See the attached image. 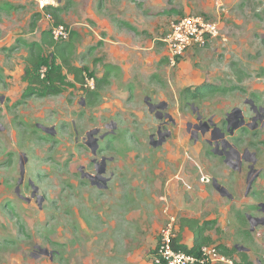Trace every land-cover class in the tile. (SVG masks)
<instances>
[{"label":"rangeland","instance_id":"1","mask_svg":"<svg viewBox=\"0 0 264 264\" xmlns=\"http://www.w3.org/2000/svg\"><path fill=\"white\" fill-rule=\"evenodd\" d=\"M47 6L78 34L69 58L83 68L85 83L68 75L72 85L59 95L26 97L31 45L50 56L54 49L43 41L54 23ZM171 8L179 13H166ZM187 15L209 22L214 33L171 61L157 43ZM247 98L264 105V0H0V264H152L164 233H177L182 218L207 223L209 244L224 255L234 251L215 264H264V226L252 229L247 220L260 214L264 177L257 197L244 198L240 188L230 199L208 179L242 184L244 172L228 168L204 139L191 147L186 134L185 121L195 120L191 104L204 118L222 117L235 106L247 110ZM150 103L167 104L177 122L157 147ZM91 133L97 156L86 145ZM254 134L245 129L247 140L235 145L255 153L260 169L264 130ZM103 156L107 172H96L92 160ZM87 172L104 179L96 186ZM237 245L250 248L248 263ZM37 246L50 254L32 256Z\"/></svg>","mask_w":264,"mask_h":264},{"label":"flooded vegetation","instance_id":"2","mask_svg":"<svg viewBox=\"0 0 264 264\" xmlns=\"http://www.w3.org/2000/svg\"><path fill=\"white\" fill-rule=\"evenodd\" d=\"M190 95L195 97L199 96L195 93H192ZM148 100L151 101L148 98V103ZM245 104H247L248 106L247 110H243L239 106H235L230 111L225 112L222 117L207 116L205 118L202 112L197 110L198 107L196 108L194 104H191L190 108L192 111V115L195 116V120L185 121L186 134L189 136V140L193 142L192 145L190 144L191 147H194V144L199 143L200 139H204L206 143L211 146L212 154L221 158L222 162L226 166H228V168H231L234 171L242 173L244 172L245 178L241 179V181H243L242 184H240L238 180L230 179L225 185L219 181L220 177L218 176L212 177L211 180L208 179V181L211 182L213 188H215L218 192H222L230 199H234V195L232 193L239 192L240 188H242V194L244 198L253 199L257 197V193L254 188L256 184L264 177V168H257L258 158L256 154L250 153V150L248 148L243 150L242 152L238 149V146L235 145L241 144L242 139H245V141L247 140L245 136L241 135L242 133H245V129L251 130L252 133H255V136L259 134L260 130H264V105H259V103H257L254 98H247ZM148 106L150 108V112L154 113L155 118L159 120V124L157 125L156 130L158 139L156 140V135L152 134L150 136V143L155 147L161 146L172 135V130L167 128L168 125H176L177 122L171 114L166 112L168 106L167 104L150 103ZM49 130L50 132L53 131L52 129ZM90 135H88L87 137L86 145L92 147V152L95 156H97L99 153L100 144L98 142V138L92 136L94 134L91 133ZM104 135H101L100 138L104 139V137L106 136ZM108 161H110V159L108 160V158L105 156H103L101 160L94 158V160H92V163L94 165L95 171L106 173ZM244 162H246L247 164V171L243 170ZM83 170L81 171L83 172ZM86 175L87 177L89 176L90 181L93 180V182L91 181L92 184L94 183L96 186L98 185V181L100 180V178H96V181H94L93 174H89L87 172ZM20 179L21 177L18 180L19 186H21L24 182L23 178V181L19 183ZM30 185L33 188V194L35 184L33 181H30ZM257 204V209L260 214L257 217H252L250 216V214H247V220L252 225V229H255L256 226H264V202L260 201ZM236 248H238L240 252L243 251L245 253H248L250 249L248 247L238 245L236 246ZM33 252L32 256L36 257L50 254V252L46 254L45 249L39 246H37L35 252ZM248 259L246 260L247 263L249 262Z\"/></svg>","mask_w":264,"mask_h":264},{"label":"trees","instance_id":"3","mask_svg":"<svg viewBox=\"0 0 264 264\" xmlns=\"http://www.w3.org/2000/svg\"><path fill=\"white\" fill-rule=\"evenodd\" d=\"M46 11L54 16H52L54 18V23L51 25L50 30L43 33V41L51 43L54 49L51 51L50 56L45 55L41 50H38L34 45H31V52L26 58V67L23 75V81L27 84L24 92L26 97L33 95L39 97L59 95L65 91L66 87L72 85L68 80V75H73L75 80L81 84L85 83L83 68L76 67L71 62V58H69L70 53L73 52L75 47L74 41L77 38V34L71 30L70 36L67 40L56 41L52 34V26L65 24L60 18V10L57 7L47 6ZM59 60L60 62H58ZM43 67H46V72H42ZM106 76L96 80V88H101L103 87V84L108 82V77ZM91 93L94 92L92 91ZM180 227L181 229L188 227L194 232V246L188 248L183 244H180L179 241L181 240V235L178 233L177 238L173 240L174 248L197 253L202 245L210 243V238L206 235L208 229L207 223L204 222L200 225L198 220L183 218L180 220ZM233 252V250L224 251L225 255L228 257H232ZM242 259L246 262L248 259L247 255L244 254Z\"/></svg>","mask_w":264,"mask_h":264},{"label":"built area","instance_id":"4","mask_svg":"<svg viewBox=\"0 0 264 264\" xmlns=\"http://www.w3.org/2000/svg\"><path fill=\"white\" fill-rule=\"evenodd\" d=\"M49 15L53 20L52 15ZM51 30L56 41L67 40L71 33V29L63 24L53 25ZM213 30L214 28L210 26L209 22L187 15L174 19L171 22L169 33L161 41L165 48L171 51V61H173V59L184 55L191 45L200 42L203 34L214 33ZM177 234L178 232L176 233L173 229L164 233L163 244L154 253L152 264H215L228 261L218 246L210 244L202 245L197 253L174 248L173 240L177 238Z\"/></svg>","mask_w":264,"mask_h":264},{"label":"crops","instance_id":"5","mask_svg":"<svg viewBox=\"0 0 264 264\" xmlns=\"http://www.w3.org/2000/svg\"><path fill=\"white\" fill-rule=\"evenodd\" d=\"M177 9V8H176ZM175 11H177V10H175V8H171L169 11H167L166 13H169V12H171V13H175ZM177 13H179V10L177 11ZM178 18H181V17H178ZM175 19H177V18H175ZM122 24H124V25H126L128 28L130 27V24H129V22L128 21H125V22H121ZM73 32H74V30H73ZM76 33V32H75ZM77 34V33H76ZM77 36H78V34H77ZM161 39L162 38H160V42H158L157 44L158 45H160V47H163L164 48V52L166 53V51H165V47H164V44L161 42ZM102 41L101 40H97V43L96 44H94V43H90V44H87V45H85L84 46V49H85V52L84 53H87V55H90L92 52H93V50L95 49V47L99 44V43H101ZM106 74H108V73H106ZM98 77H101V76H98ZM130 85H133V83L131 82V84ZM131 89H133V88H130L129 87V91H131ZM240 211V210H239ZM241 213V212H240ZM183 219V218H182ZM187 219H192V220H197V219H194V218H187ZM199 221V220H198ZM200 222V221H199ZM203 223H201L200 222V225H202ZM252 227V226H251ZM250 230H251V228H250ZM254 231V230H253ZM185 232H189L191 235H190V237L188 238V240H183V236H184V234H185ZM178 233L181 235V240L179 241V243L180 244H183L184 246H186V247H188V248H191V247H193L194 246V241H195V235H194V232L192 231V230H190L188 227H185L184 229H181V227H179V231H178ZM207 235V234H206ZM246 247V246H245ZM243 252V251H242ZM234 253V252H233ZM244 254L245 255H247V253H243V255H242V257L244 256ZM233 256V255H232ZM231 258V257H230Z\"/></svg>","mask_w":264,"mask_h":264},{"label":"water","instance_id":"6","mask_svg":"<svg viewBox=\"0 0 264 264\" xmlns=\"http://www.w3.org/2000/svg\"><path fill=\"white\" fill-rule=\"evenodd\" d=\"M43 130H46V131H48L49 133H51V134H53L52 132H50V128H48V127H42V126H40ZM52 130H54V128H52ZM157 145V144H156ZM28 161V159H27V157H26V162ZM24 173H25V164H24V162H22L21 161V179H20V181H19V183H21L22 181H23V178H24ZM97 178H100V179H103L101 176H99L98 175V177ZM36 188V189H35ZM34 189V193L32 194V196L34 197L35 196V194H36V191H38V188L37 187H35ZM20 190V186L18 185L17 186V192ZM264 221V220H263ZM45 253L46 254H48V250H46L45 249Z\"/></svg>","mask_w":264,"mask_h":264}]
</instances>
